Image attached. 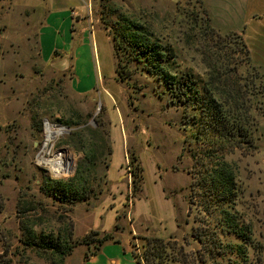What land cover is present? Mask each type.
Here are the masks:
<instances>
[{"label":"rangeland","instance_id":"obj_1","mask_svg":"<svg viewBox=\"0 0 264 264\" xmlns=\"http://www.w3.org/2000/svg\"><path fill=\"white\" fill-rule=\"evenodd\" d=\"M91 7L98 79L92 91L80 94L72 89L70 67L56 71L40 56L45 9L27 15L0 0L2 263L52 264L21 243L25 217L36 232L51 236L66 232L70 220L73 244L96 232L93 240L109 235L136 254L152 237L174 240L185 252L200 248L189 243L199 216L191 185L203 152L195 140V112L175 102L148 73L149 63L131 54L115 57L108 28L123 20L140 25L161 49L171 80L186 83L184 98L190 94L195 101L212 73L224 84H215L218 89L230 93L254 76L246 46L264 57V0H93ZM263 104L260 97L250 104L257 150L250 156L235 151L226 160L236 164L238 209L264 253ZM46 124L58 133L45 147ZM56 155L63 161L58 172L46 162ZM46 181L70 184L80 196L84 189L87 199L46 197ZM95 246L75 245L62 264H83ZM261 254L256 264H264Z\"/></svg>","mask_w":264,"mask_h":264},{"label":"trees","instance_id":"obj_2","mask_svg":"<svg viewBox=\"0 0 264 264\" xmlns=\"http://www.w3.org/2000/svg\"><path fill=\"white\" fill-rule=\"evenodd\" d=\"M120 25V26H119ZM117 28H108L112 35L114 56L131 54L128 59H142L151 65L148 73L157 81L162 82L176 103L193 113V122L196 121L195 140L203 148L200 155V171L196 183L192 182L191 191L195 194L192 204L198 206L199 216L192 226L189 243H195L200 248L185 252L183 247L174 240L158 238L143 239L142 251L131 255L136 264H256L259 261L258 253H264L255 248L250 236L251 227L246 221L243 211L238 209L240 185L237 184V167L226 158L235 151H246V156L257 150L255 133L257 126L250 122L251 100L263 99L264 103V74L255 70L254 76L245 80L237 93H230L224 88L218 89L215 84H224L217 74L209 76L204 83L202 93L195 101L190 94L188 100L184 98L183 88L186 83L173 82L167 74L164 59L159 46L153 42L149 34L136 22L122 21ZM127 59V60H128ZM118 67V63H117ZM254 72V69L251 68ZM228 79V78H227ZM235 78L234 84L237 82ZM256 81V86L251 82ZM252 91V92H251ZM254 91V92H253ZM261 103V102H260ZM262 106V104H260ZM264 107V104H263ZM260 108L257 109L258 112ZM264 109V108H263ZM43 195L52 197L60 203H65L69 195L74 200L85 201L87 195L80 196L78 190L72 193L70 184L46 181L41 188ZM52 192V193H51ZM86 193V192H85ZM71 203V202H69ZM66 232H58L54 236L45 232H36V224L28 217L21 226L20 239L23 246L34 250L52 264H62L70 255L75 245L88 246L97 242L91 254H85V259L94 255L99 247L111 240L109 235H103L99 240L91 237L71 242L72 223L67 219ZM232 238L233 242L222 243L220 238ZM0 264L2 263L0 261Z\"/></svg>","mask_w":264,"mask_h":264},{"label":"crops","instance_id":"obj_3","mask_svg":"<svg viewBox=\"0 0 264 264\" xmlns=\"http://www.w3.org/2000/svg\"><path fill=\"white\" fill-rule=\"evenodd\" d=\"M95 1V0H94ZM8 4L25 14H35L45 9L38 33L40 56L56 71L64 72L69 67L73 72L72 89L85 94L97 84V71L93 56L95 53L92 37L93 0H7ZM255 70L264 73V57L246 46ZM257 55H256V54ZM83 264H136L131 251L117 239L104 242L96 253Z\"/></svg>","mask_w":264,"mask_h":264},{"label":"bare ground","instance_id":"obj_4","mask_svg":"<svg viewBox=\"0 0 264 264\" xmlns=\"http://www.w3.org/2000/svg\"><path fill=\"white\" fill-rule=\"evenodd\" d=\"M45 129H46L45 130V133H46L45 147H46L47 143H49L53 139L54 134L58 133V129L52 125H49V124H46ZM46 162L50 165L51 170H53L55 172H58L59 169L61 168L62 164H63L62 156H60V155H56L55 157H53L49 160H46Z\"/></svg>","mask_w":264,"mask_h":264}]
</instances>
